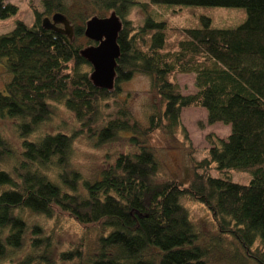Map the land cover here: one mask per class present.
<instances>
[{
  "label": "trees",
  "instance_id": "16d2710c",
  "mask_svg": "<svg viewBox=\"0 0 264 264\" xmlns=\"http://www.w3.org/2000/svg\"><path fill=\"white\" fill-rule=\"evenodd\" d=\"M28 6L32 25L17 19L0 33V64L9 74L0 116L15 139L0 133V264H264V0H29ZM135 7L143 15L138 27L127 19ZM184 7L241 8L244 17L231 27L213 26L204 13L181 22ZM16 10L0 0V19ZM54 13L68 19L71 40L41 26ZM110 13L121 29L107 90L93 86L81 50L95 44L84 36L86 21ZM190 73L194 93L184 95L176 76ZM135 74L148 76L156 97L145 125L122 104L114 114L108 110ZM55 106L79 129L62 124L41 133ZM188 107L203 108L207 125L219 122L230 132L205 137L207 155L189 157L184 184L157 176L162 165L151 138L158 132L170 149L180 147L175 130ZM82 133L96 146L125 139L132 150L84 178L71 163ZM230 171L248 173V183L233 182ZM184 199L202 205L212 223L193 222ZM62 219L81 232L66 240Z\"/></svg>",
  "mask_w": 264,
  "mask_h": 264
},
{
  "label": "rangeland",
  "instance_id": "374dc122",
  "mask_svg": "<svg viewBox=\"0 0 264 264\" xmlns=\"http://www.w3.org/2000/svg\"><path fill=\"white\" fill-rule=\"evenodd\" d=\"M66 3H73V0H64ZM147 1V0H139ZM10 3L17 7L14 14L9 17L0 19V33L10 31L15 20H22L27 25H32L34 16L29 9V0H9ZM35 5H39V0H34ZM184 14L179 21L186 18L195 17L198 14H208L212 18V25L215 27H231L240 23L244 17L241 8H206V7H184ZM52 15V14H51ZM142 12L139 8H133L127 15V19L132 21L134 26L142 23ZM43 16L41 19H43ZM9 79V74L0 64V90L3 89L5 83ZM176 81L180 86L184 95L194 93L193 74H178ZM156 101V97L152 94L149 87V78L146 75L135 74L130 80L121 84V90L117 98L108 101L109 113L114 114L119 104L125 106L131 116L143 125L147 122V115L151 112ZM53 118L42 127L41 133L52 131L59 126H66L67 131L78 130L79 126L63 107L55 106ZM206 111L200 107L184 108L180 112L179 126L175 130V137L181 142L180 147L167 146L158 132L154 133L151 138L152 145L156 148V155L161 162V168L157 176L171 177L181 180L186 184L189 174V157L192 156L196 160L207 155L209 145L205 137L212 134L218 138H226L230 132L228 125L216 122L207 125ZM201 127H200V126ZM0 133L9 135L11 140L15 142L10 122L0 116ZM184 133L186 140H184ZM188 140V142H187ZM92 137H86L82 133L74 143L71 163L74 169L80 171L84 178H91L97 171L104 166L109 165L118 153L131 151L132 147L125 139H117L114 142L101 144L96 146ZM190 147V148H188ZM191 150V152H189ZM211 174L216 176L218 173L212 169ZM228 177L240 184H246L250 175L246 172L230 171ZM183 204L187 209L189 216L193 222L212 223L209 212L200 204L183 200ZM45 225H52V221H44ZM81 232V228L70 219H62L59 233L66 240H71L74 236Z\"/></svg>",
  "mask_w": 264,
  "mask_h": 264
},
{
  "label": "water",
  "instance_id": "95a60500",
  "mask_svg": "<svg viewBox=\"0 0 264 264\" xmlns=\"http://www.w3.org/2000/svg\"><path fill=\"white\" fill-rule=\"evenodd\" d=\"M41 26L72 39V26L61 13L45 16ZM120 29L121 21L114 13L91 17L85 23L84 36L95 44L83 48L81 55L92 66L90 80L97 88L110 90L113 87L115 60L119 56L116 37Z\"/></svg>",
  "mask_w": 264,
  "mask_h": 264
}]
</instances>
